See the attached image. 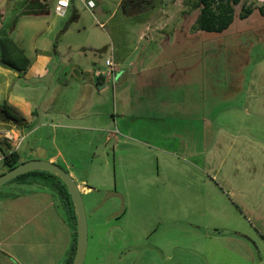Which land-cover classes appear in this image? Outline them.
<instances>
[{
  "label": "rangeland",
  "instance_id": "rangeland-1",
  "mask_svg": "<svg viewBox=\"0 0 264 264\" xmlns=\"http://www.w3.org/2000/svg\"><path fill=\"white\" fill-rule=\"evenodd\" d=\"M56 1L0 0V105L20 123L19 132L0 129V174L6 172L3 151L15 149L21 162L56 156L55 164L76 185L90 189H79L87 220L83 264H264V16L258 10L264 0L233 6L232 34L197 32L199 90H165L180 109L145 108L156 120L136 119L142 127L129 130L132 137L124 142L107 138L113 125L82 130L78 122L42 111L60 107L58 98L51 105L49 97L69 92L60 86L76 66L106 72L107 58L122 69L123 57L136 59L144 50L146 60L155 57L162 34L191 26L200 7L191 8L196 0H93L89 11L82 0H71L59 18L53 14ZM127 2L132 5L123 6ZM243 4L253 12L241 20ZM42 8L50 10L42 17L23 14ZM168 9L177 14L173 23L167 22ZM157 25L166 27L158 31ZM41 39L50 43L53 65L46 76L26 83L13 72L26 70ZM26 86L37 114L29 123L16 103ZM107 88L102 98L108 103L111 84ZM15 131L23 139L14 146ZM7 132L13 141L4 137ZM42 192L52 198L44 210L34 196ZM10 194L26 195L32 205L21 216L1 215L11 221L2 227L7 234L23 220L33 227L31 219L35 231L29 225L20 230L31 231L39 243L60 233L64 211L47 188L16 179L1 186L0 201Z\"/></svg>",
  "mask_w": 264,
  "mask_h": 264
},
{
  "label": "crops",
  "instance_id": "crops-1",
  "mask_svg": "<svg viewBox=\"0 0 264 264\" xmlns=\"http://www.w3.org/2000/svg\"><path fill=\"white\" fill-rule=\"evenodd\" d=\"M130 5H132V3L127 2L123 6L129 7ZM124 10L126 11V8H124ZM48 11L50 10L44 8L41 10L31 9L23 14H29L28 16L33 17H42L45 16ZM165 14H171V17H169V19L167 18L168 23H173L175 21L177 15L175 11L170 12L168 9ZM195 19L193 20V24ZM233 22L226 30L221 33L213 34H220V36L223 37L232 34ZM193 24L187 28L183 27V25H179L177 28H173L171 35L163 33V38L157 45L158 54L155 57L150 55L146 60L143 56L144 50L136 59L130 60L128 56L119 59V65L122 69L114 68L115 72L110 75H108L106 66V72L97 70L98 73L90 69L82 70L79 66H76L73 68V74L69 76L67 82L64 83L63 86H60L62 89L69 90V92H65V94L60 93V96L51 95V97H49L53 98L50 99L51 105L54 103V99L58 98L56 104L60 105V107L48 108L46 111L42 112L44 115L48 114L49 117L51 116L50 118L62 119L65 122L69 121L70 124L78 122L82 130H93L94 127L100 125H113L115 126V130L109 131L107 138L115 139L116 141L121 138L123 142L129 140L132 135L127 132L132 128L135 129L138 127V129H140L142 127L138 126L139 123H136V119L144 120L147 118V120H156L157 117L150 119V117L146 115L149 111H146L145 108L150 109L151 113V110H154V112L157 110L159 112V107H165L167 104L170 106L177 104L179 105L177 108L180 109V102L175 103V101H171L165 90L169 89L171 92L176 93H181L180 91H182V93L187 94L199 90L197 82L199 70V61L197 59L198 31L191 30ZM156 27L155 30L159 31L161 28L162 30L165 29L166 26L158 27L157 25ZM147 29L148 28H146L143 35H141L142 39H146ZM49 46V41L42 39L38 40L33 61L25 71L14 70V76L18 75L19 77L22 75L26 83L30 80L41 79L46 76L48 67L51 64L53 65V57L48 50ZM213 71V69L210 70V72ZM207 72H209V70H207ZM110 84L112 99L107 103V100L103 99L102 95L107 92V87ZM6 89H8V83L4 84V90ZM29 90L31 89L28 86L24 87L23 93H21L22 98H17L16 101V103L22 107L20 108L22 111L21 115L24 117L25 120L23 121H26V123L33 121V119L37 117L36 112L32 111L30 103L26 100V92ZM6 97L7 96H4L3 102L7 99ZM189 99L191 100V97H189ZM144 100L147 102L146 104ZM2 104L0 107L3 106ZM107 104L108 107L105 109L104 107L107 106ZM91 109L93 110L92 112L90 111ZM31 118L33 119L31 120ZM118 127H121L123 132H121ZM0 129L11 132L16 130L19 132L20 123L11 121L3 122L0 120ZM16 131L14 134L16 137H19ZM19 139L22 140L23 138L19 137ZM47 160L57 163L56 156H50ZM77 186L83 194L90 192V189L84 185ZM34 196L36 198L39 197L37 202L42 205L43 208H41V210H44L46 207L44 204L46 200L48 203L52 201V198L50 199L45 192L37 193ZM59 201L64 211V216L61 218L59 227L61 231L57 235L53 234L48 237L46 243H39L36 237H33L31 234L35 231L36 227L34 226L37 224L36 220H30L33 223V227L30 226L31 224H28V221L23 220V224L20 223L18 229L14 228L13 232L8 234L5 228H2L3 226L6 227L9 222L11 223V221H8L7 217H2V214L6 215V213L13 212L21 216L24 215L23 210L32 205L31 200L26 195L10 194L5 197L3 201H0V264L67 263L71 256V246L74 233L76 232V225L72 217L71 207L67 202L61 199H59ZM29 211L31 214V210ZM25 214L28 215L29 212ZM27 218L28 217H26V219ZM22 225H29L32 232L28 231L22 233L20 230Z\"/></svg>",
  "mask_w": 264,
  "mask_h": 264
},
{
  "label": "trees",
  "instance_id": "trees-1",
  "mask_svg": "<svg viewBox=\"0 0 264 264\" xmlns=\"http://www.w3.org/2000/svg\"><path fill=\"white\" fill-rule=\"evenodd\" d=\"M185 4L190 5L191 0H184ZM240 0H196L191 3V8L200 7L199 13L192 26L194 31H203L208 33H221L226 30L233 22L234 9L233 6L237 5ZM259 13L264 16L262 8H259ZM253 12V8L249 5H242L239 19L244 20ZM3 64V63H2ZM4 65V64H3ZM0 117L9 118L17 122V118L11 114L5 105L0 107ZM2 166L6 168V171L16 167L20 163V156L17 151H3L2 154ZM3 174V173H2ZM1 175V174H0ZM20 179L23 183H39L44 189L52 193L53 196L58 197L62 201L68 203L72 209V217L76 225V215L73 205L70 200V196L67 193L66 187L61 180L52 174L44 171H32L12 179ZM11 181V180H10ZM76 246V232L74 233V239L71 246V256L66 264H72Z\"/></svg>",
  "mask_w": 264,
  "mask_h": 264
},
{
  "label": "water",
  "instance_id": "water-1",
  "mask_svg": "<svg viewBox=\"0 0 264 264\" xmlns=\"http://www.w3.org/2000/svg\"><path fill=\"white\" fill-rule=\"evenodd\" d=\"M32 171H44L55 175L66 187L76 215V246L72 264H83L87 249V220L81 193L68 172L55 163L49 160H43L41 156L36 155L35 159L22 162L16 167L1 174L0 188L2 185L18 177L19 175ZM111 196L121 198V196L116 193H113Z\"/></svg>",
  "mask_w": 264,
  "mask_h": 264
},
{
  "label": "built area",
  "instance_id": "built-area-1",
  "mask_svg": "<svg viewBox=\"0 0 264 264\" xmlns=\"http://www.w3.org/2000/svg\"><path fill=\"white\" fill-rule=\"evenodd\" d=\"M83 4H84V7L89 10V11H92L95 7V4L93 2V0H82ZM70 3H71V0H57L56 1V4L54 6V9H53V14L54 16L56 17H63L69 6H70ZM263 10V9H262ZM264 12V10H263ZM104 64L105 66L107 67L108 69V75H110L111 73H114L115 72V67H114V63L113 61L110 59V58H107L105 61H104ZM4 137L9 140V141H13V137H12V134L8 133L4 135ZM19 141H21V139H19V137H15V140H14V146L16 143H19ZM13 151H15V149H13Z\"/></svg>",
  "mask_w": 264,
  "mask_h": 264
}]
</instances>
